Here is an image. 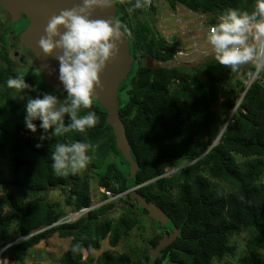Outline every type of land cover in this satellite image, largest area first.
I'll return each instance as SVG.
<instances>
[{"label":"trees","instance_id":"obj_1","mask_svg":"<svg viewBox=\"0 0 264 264\" xmlns=\"http://www.w3.org/2000/svg\"><path fill=\"white\" fill-rule=\"evenodd\" d=\"M135 2L115 0L118 10L114 15L133 58L116 93V113L125 127L132 163L117 148L108 113L95 99L90 110L96 112L99 122L86 135L70 132L41 141L39 127L36 133L26 128L25 105L10 95L14 89L6 86L7 79L23 76L37 89L32 96L50 93L63 100L67 93H58L44 81L33 53L18 39L19 26L7 20L6 14L12 17L8 12L0 13L5 18L0 21V158L8 157L5 183L10 185L4 186L0 195V257L24 264L33 247L57 236L69 242L51 264H224L221 260L234 254L231 237L244 232L240 264H264V69L246 88L254 71L249 63L250 73L241 69L240 78L227 89L235 71L229 73L215 58L189 68L143 63L144 57L169 61L175 47L156 35L143 18L156 10L151 0L141 8H136ZM168 4L171 10L181 4L203 14L205 24L213 27L230 9L253 12L256 0H168ZM13 19L20 25L23 16ZM4 31L10 32V38ZM11 38L10 46L29 52L30 65L14 66L8 56ZM74 141L93 146L88 172L58 177L52 169V152L57 143ZM93 174L102 203L90 208ZM9 187L20 192L15 195ZM51 188L62 192L70 211L90 209L73 221H59L69 212L41 196ZM132 191L154 203L170 225L156 221L160 231L146 241L143 257L132 251L136 260L131 252L109 249L94 257L92 252L104 239L115 247L133 228L143 227L139 217L148 211L139 205L133 208L137 199L131 196ZM20 193H27L30 200L26 202ZM8 200L21 216L11 213ZM116 200L124 201L125 212L108 217ZM4 206L9 210L2 215ZM175 230L178 233L171 241L151 257L149 250Z\"/></svg>","mask_w":264,"mask_h":264},{"label":"clouds","instance_id":"obj_2","mask_svg":"<svg viewBox=\"0 0 264 264\" xmlns=\"http://www.w3.org/2000/svg\"><path fill=\"white\" fill-rule=\"evenodd\" d=\"M148 3L150 0H136L134 6L141 8ZM114 4L115 0H81L73 8L61 10L59 15L53 16L44 29L46 35L40 38L39 46L46 55L59 62L58 80L67 93L63 100L50 93L32 96L30 93L37 89L23 76L7 79L6 86L19 94L15 98L21 101L26 99L24 124L32 133H36L39 127L42 130L39 137L41 141L63 137L70 132L86 135L89 129L98 124L99 117L95 111L90 110L95 98L94 92L97 87H102L100 74L116 56L117 41L121 38L122 29L111 21L91 17L96 9H110ZM155 34L170 44L176 39V35L172 40L173 35L163 37L160 32ZM207 41L216 61L232 71L251 62H257L258 68L264 67V63H260L264 61V0H256L255 10L251 13L228 10L209 30ZM173 45L175 47V43ZM56 51L61 54L53 55ZM166 62L152 57L143 58V63L151 67L163 66L160 64L165 65ZM262 71L256 69V75L250 83ZM83 110L90 111L81 114ZM36 121H40L39 125ZM37 147H41V144L38 143ZM91 151L93 146L83 141L57 143L51 156L55 175L67 177L81 173L90 163ZM90 208L78 210L76 218ZM67 215L60 219L68 222L65 218Z\"/></svg>","mask_w":264,"mask_h":264},{"label":"rangeland","instance_id":"obj_3","mask_svg":"<svg viewBox=\"0 0 264 264\" xmlns=\"http://www.w3.org/2000/svg\"><path fill=\"white\" fill-rule=\"evenodd\" d=\"M117 1V0H116ZM151 3L153 6H156V10L150 11L146 15L143 16L145 20L153 26L155 33L160 32V34L165 37L169 35H176V39L174 36L171 37L173 41L172 44L175 43L176 47V53L172 60L167 61L165 65L167 66H181L184 68H189L191 66H194L196 64L202 63L208 59H214L215 54L211 48V46L208 44L207 41V34L209 30L212 27H208V25L205 24V18L203 14H198L193 11L188 10L184 6L177 4L176 9L174 11H171L168 9V0H151ZM0 13L6 14L3 9L0 7ZM7 20L13 25V26H19V22L14 21L12 17H9L7 14ZM1 22L3 23L5 21V18L0 15ZM4 30V29H3ZM10 38V32L4 31ZM12 38L8 42V47L11 45ZM169 41V40H168ZM170 43V42H169ZM8 56L12 59L14 66L20 67L23 65H30L31 60L29 52H25L24 49L21 47L13 48L10 46L8 48ZM150 62V59L147 60ZM249 64V63H248ZM248 64L240 66V68L235 71L234 77L232 80H230L229 84L225 86V88H229L234 86L235 81L240 78L241 76V69H245V71L250 73ZM251 64V63H250ZM252 64H254L252 62ZM164 65V64H160ZM229 73H233L230 68H226ZM32 75L33 72H31ZM252 79V76L250 74V77L248 78L249 82ZM14 98L17 97L19 94L16 93L15 90L10 93ZM20 104L25 105L26 99L21 101L18 98H15ZM223 98H220V101H222ZM239 101V99H236V103ZM234 111V110H233ZM224 130V126L222 127L221 131ZM131 170V169H130ZM129 170V171H130ZM83 171H87L84 169ZM82 171V172H83ZM0 195L4 194V186H10L7 183H5L6 179L8 178L9 174V166H8V157L7 158H0ZM173 172L172 170H168L167 173ZM91 175V174H90ZM90 185V194H91V206L96 207L98 206L101 201L99 199L100 190L97 189L96 182L94 180V174L93 177H90L89 181ZM10 192L17 195L20 191H16L14 187H9ZM24 193V192H23ZM22 193H20L21 195ZM25 201L28 202L30 200V196L25 193L24 195ZM44 199L49 201L52 204L58 205L59 207H64L66 211H70V207L66 206L64 204V195L58 188H51L48 189L44 194L41 195ZM131 196L136 200L134 203L133 208H137L138 205L142 206L148 211V215L143 214L139 217L140 224L143 227L139 228H133L130 232V235L127 238H122L121 241L118 243L115 247H110L107 238L104 239V241H101L100 247L97 250H94L92 252V255L96 257L99 255L102 250L109 249L113 252H128L130 254L133 260H136L137 255H135L132 251L135 250L138 255L143 257V255L146 253L147 249V243L146 241H149V239L153 236L154 232L160 231V227L157 225V222L159 219V216H155L158 213L156 212L155 208L152 206H148L149 202L144 201L137 192L132 191ZM101 198V197H100ZM125 198V197H123ZM124 201L120 202L119 200L115 201V206L109 210L107 213L108 217H118L122 213L125 212L124 210ZM9 208L8 206H4L2 209L1 214L4 215L8 212ZM85 212V211H84ZM61 218V217H60ZM59 218V219H60ZM155 218V219H153ZM167 222V220H166ZM166 222H162L161 224H166ZM167 227L170 224H166ZM14 225H12L10 232L13 234ZM166 227V226H165ZM162 228V227H161ZM24 237H19L17 239H22ZM245 238L246 234L244 232L233 235L230 239V244L234 246V254L232 256H226L221 260V263H231V264H240V258L245 252ZM165 239L162 238L160 242L153 248L152 250H149V254L151 257L156 253L157 249L164 244ZM69 239L67 238H59L57 236H52L47 240V242H40L35 247H33L30 250V254L27 256L24 264H51L55 261H57L60 257V255L65 251V249L68 246ZM84 256H86V251L83 250ZM0 264H14L13 261L9 260H1L0 257Z\"/></svg>","mask_w":264,"mask_h":264},{"label":"water","instance_id":"obj_4","mask_svg":"<svg viewBox=\"0 0 264 264\" xmlns=\"http://www.w3.org/2000/svg\"><path fill=\"white\" fill-rule=\"evenodd\" d=\"M80 2L81 0H0L1 9L8 12L10 16L13 18H20L23 16L17 29L18 39L22 45L33 53L44 81L58 93H64L63 86L58 80L59 62L42 51L39 46V40L42 36L46 35L44 29L53 16L59 15L61 10L73 8ZM117 10L118 7L115 4L110 9H96L91 18L105 19L114 23V15ZM117 45L118 50L116 56L107 63L106 68L100 74L102 87L96 88L94 99L98 101L108 113L107 121L111 125L115 135L117 148L122 153L123 157L132 163L133 159L130 144L126 137L125 127L116 113L118 106L116 97L117 88L119 82L126 77L127 72L130 70V63L133 60L128 52V41L123 36V31L121 32V38L117 41ZM58 54L61 53L58 51L53 53V55ZM49 73L52 74L50 75ZM232 113L233 112L229 115L228 120ZM8 203L11 208V213H17L21 216L22 212L13 208L9 200ZM147 205L155 208L158 213L155 216H159L160 221L166 222V216L161 214L154 203L150 202ZM177 233V230H175L170 236L164 237V243L166 244L171 241ZM20 240L21 239H16L11 243Z\"/></svg>","mask_w":264,"mask_h":264},{"label":"built area","instance_id":"obj_5","mask_svg":"<svg viewBox=\"0 0 264 264\" xmlns=\"http://www.w3.org/2000/svg\"><path fill=\"white\" fill-rule=\"evenodd\" d=\"M260 63H264V61H261ZM256 68H257V70L258 69H260V70H262V69H264V67H257V65H256ZM105 193L108 195V196H111L112 195V193L110 192V191H105ZM119 195V194H118ZM117 196V195H116ZM116 196H112V197H116ZM79 215V212L78 211H74V212H72V213H69V215H67L65 218H66V221H70V220H73V219H75L77 216ZM59 221H61V222H63L62 221V219H60Z\"/></svg>","mask_w":264,"mask_h":264},{"label":"bare ground","instance_id":"obj_6","mask_svg":"<svg viewBox=\"0 0 264 264\" xmlns=\"http://www.w3.org/2000/svg\"><path fill=\"white\" fill-rule=\"evenodd\" d=\"M167 4H168V3H167ZM180 5H181V4H180ZM167 6H168V9L171 10V8L169 7V4H168ZM182 6H183V5H182ZM175 9H176V7H175ZM175 9H174V10H175ZM174 10H171V11H174ZM188 10H190V9H188ZM190 11H191V10H190ZM174 55H175V54H174ZM174 55H173V56H174ZM131 63H132V62H131ZM131 63H130V66H131ZM253 63H254V64H252V62H251V65L254 66V71H253L252 74H251L252 79H253V77L256 75L255 70L257 69V68H256L257 62H253ZM252 79H251V80H252ZM251 80H250V81H251ZM250 81H249V82H246V88L249 86ZM244 91H245V90H244ZM227 120H228V119H227ZM228 121H229V120H228ZM228 121H227V122H228ZM224 126H225V125H224ZM224 128H225V127H224ZM222 131H223V130H222ZM221 133H222V132H220V134L218 135L216 141L219 139V136L221 135Z\"/></svg>","mask_w":264,"mask_h":264},{"label":"flooded vegetation","instance_id":"obj_7","mask_svg":"<svg viewBox=\"0 0 264 264\" xmlns=\"http://www.w3.org/2000/svg\"><path fill=\"white\" fill-rule=\"evenodd\" d=\"M153 64V63H152Z\"/></svg>","mask_w":264,"mask_h":264}]
</instances>
